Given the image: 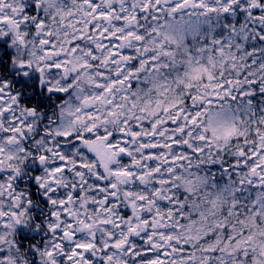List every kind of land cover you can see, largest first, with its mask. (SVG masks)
I'll return each instance as SVG.
<instances>
[{
  "label": "snow or ice",
  "instance_id": "6c2138e0",
  "mask_svg": "<svg viewBox=\"0 0 264 264\" xmlns=\"http://www.w3.org/2000/svg\"><path fill=\"white\" fill-rule=\"evenodd\" d=\"M0 264H264V0H0Z\"/></svg>",
  "mask_w": 264,
  "mask_h": 264
}]
</instances>
